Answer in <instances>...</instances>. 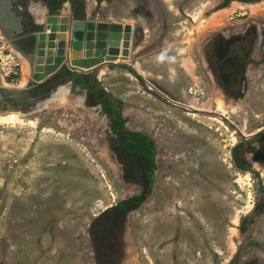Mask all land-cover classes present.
I'll return each mask as SVG.
<instances>
[{
	"label": "rangeland",
	"instance_id": "obj_1",
	"mask_svg": "<svg viewBox=\"0 0 264 264\" xmlns=\"http://www.w3.org/2000/svg\"><path fill=\"white\" fill-rule=\"evenodd\" d=\"M87 4L95 19L112 12L136 28L129 58L89 72L124 101L128 129L154 140L153 178L73 82L34 108L30 92L15 99L0 112L18 119L0 121V264H108L100 216L142 195L125 217L122 264H264V136L251 140L264 132V0ZM0 44L12 47L1 32ZM22 68L6 84L28 86ZM241 143L254 172L234 160Z\"/></svg>",
	"mask_w": 264,
	"mask_h": 264
},
{
	"label": "water",
	"instance_id": "obj_2",
	"mask_svg": "<svg viewBox=\"0 0 264 264\" xmlns=\"http://www.w3.org/2000/svg\"><path fill=\"white\" fill-rule=\"evenodd\" d=\"M24 13L13 0H0V32L10 45L17 50L30 63L33 70V81L26 87H12L5 83L0 69V112H12L18 108L15 99L29 92L30 88L42 84L55 75L67 64L68 68L78 72H88L104 65L107 62H115L121 53L127 59L130 57L129 39L131 37V24L111 21L106 19H95L89 14L83 17H74L72 11L66 13L62 10L57 12H46L43 18L32 17L33 24H27ZM98 29H96V23ZM40 27H37L39 26ZM124 36L123 50L121 51V37ZM22 39L32 40V51L27 53L20 45ZM95 47L92 53L81 54L85 48ZM74 52V53H73ZM73 53V54H72ZM12 87V88H10ZM13 91L16 95H10ZM50 95L45 98L41 96L31 97L36 101L37 107L42 100H49ZM34 103V104H35ZM23 109L31 108V105H23ZM24 112V111H23Z\"/></svg>",
	"mask_w": 264,
	"mask_h": 264
},
{
	"label": "flooded vegetation",
	"instance_id": "obj_3",
	"mask_svg": "<svg viewBox=\"0 0 264 264\" xmlns=\"http://www.w3.org/2000/svg\"><path fill=\"white\" fill-rule=\"evenodd\" d=\"M15 4L23 11L24 13H28L31 15V18L29 16H25V20L27 24L31 25L33 24L32 17L36 16L38 18H43L44 14L46 12H57L62 9V6L65 4L64 0H13ZM83 1V0H82ZM85 1V0H84ZM81 3V0H69V8L70 11H72L73 15L75 14L76 10H79V5ZM86 10H84L85 13ZM82 16H75L77 18L83 17ZM37 27H40L37 26ZM19 45L27 52L30 53L32 51V40L31 39H22L19 42ZM211 48L209 52V56L211 57L212 55H215L217 57L218 51L220 49V43L219 44H211ZM219 56V55H218ZM219 59H215V62L212 61V64L216 67L219 68L222 66L220 62L217 64ZM222 68V67H221ZM73 70H70L69 68H63L60 69L55 75H53L49 80L46 82L32 86L29 90L31 95L34 97L36 96H46L49 95L55 88L61 85H66L68 82H73L76 84V87H80L85 91V94L88 95L87 90L84 88L82 82L74 80L73 77L70 78L69 73L72 72ZM78 72V71H77ZM232 73V72H231ZM236 72H233L232 74H228V76L232 78H236ZM61 75H65L67 77H61ZM221 77V76H220ZM75 78V77H74ZM221 78L224 79L222 76ZM56 85V86H54ZM79 85V86H78ZM15 91L10 93L12 96ZM17 94V93H16ZM87 98V97H86ZM102 105V104H101ZM107 114H108V119L110 122L111 130L114 133L116 137L119 139V146L123 144V141L130 138L131 141H134L135 145V138L132 137L130 132L124 131L121 134L118 132L113 131L112 127V117L111 113L107 109ZM126 126V123H125ZM133 140H132V139ZM134 155H131L132 157L135 158L137 153H133ZM125 157V155H124ZM131 157V158H132ZM137 157V156H136ZM127 159V157H125ZM147 175V174H146ZM119 204V203H118ZM116 205L113 208H110L102 213L100 217L105 219L106 221V226L102 228V240H98V247L100 248L99 251L101 250V254L104 255L105 261H107L108 264H122L124 263V253H126V247H125V238H124V233H125V217L126 214L129 212V209L131 206H135L136 203L129 200L125 206H120ZM115 214L119 215L117 216L118 218L115 217ZM111 220V221H110ZM113 242V243H112ZM104 250V251H103ZM126 259V258H125ZM100 262V261H99Z\"/></svg>",
	"mask_w": 264,
	"mask_h": 264
},
{
	"label": "trees",
	"instance_id": "obj_4",
	"mask_svg": "<svg viewBox=\"0 0 264 264\" xmlns=\"http://www.w3.org/2000/svg\"><path fill=\"white\" fill-rule=\"evenodd\" d=\"M100 1V0H99ZM85 10V1L81 0L79 5V10H76L75 16H82L84 15ZM70 78L73 77L74 80L82 82L84 88L88 92V96L92 101H97V103L102 104L108 111L111 113L112 117V127L114 132H118L121 134L124 131L130 132L128 127L125 126L126 118L123 113L124 108V101L121 98H117L113 96L110 92L106 91L103 86L101 85L100 81L98 80L96 74L94 72H77L72 71L69 73ZM61 77H67L65 75H61ZM75 77V78H74ZM56 86V85H54ZM130 134L133 138H135V145L134 141L126 139L123 141L121 148L125 151V157L131 158L133 153H137L136 159L141 157L145 158V171L149 179L152 180L153 172L156 168L155 162V143L154 140L145 134L144 132L139 131H131ZM264 136V132L257 134L251 140L254 139H261ZM132 139V138H131ZM133 140V139H132ZM246 142H250L246 141ZM245 142V143H246ZM243 144H238L233 149V156L235 162L238 164L240 169L246 171L254 172V168L252 164L245 158L243 152ZM129 200L139 205L144 201V196H138L130 198ZM129 200H122L119 202L118 205L125 206ZM135 205V206H136ZM102 236L98 240H102Z\"/></svg>",
	"mask_w": 264,
	"mask_h": 264
},
{
	"label": "built area",
	"instance_id": "obj_5",
	"mask_svg": "<svg viewBox=\"0 0 264 264\" xmlns=\"http://www.w3.org/2000/svg\"><path fill=\"white\" fill-rule=\"evenodd\" d=\"M21 68L22 55L14 48L0 44V69L5 83L15 80Z\"/></svg>",
	"mask_w": 264,
	"mask_h": 264
},
{
	"label": "bare ground",
	"instance_id": "obj_6",
	"mask_svg": "<svg viewBox=\"0 0 264 264\" xmlns=\"http://www.w3.org/2000/svg\"><path fill=\"white\" fill-rule=\"evenodd\" d=\"M74 53V52H73ZM72 53V54H73ZM119 58H120V55H119ZM119 58L116 60L118 61ZM23 59V58H22ZM24 63V61H23ZM24 68L23 69V78H22V82L25 84L27 81H29L30 79V75L32 76V69H30V63L26 60L25 63H24ZM61 92V91H60ZM56 96V95H55ZM52 103V102H51ZM48 107V106H47ZM16 113H11L9 114L8 116L7 115H0V121L1 122H7V121H15V120H18L16 118ZM16 118V119H15ZM52 121V120H51Z\"/></svg>",
	"mask_w": 264,
	"mask_h": 264
},
{
	"label": "crops",
	"instance_id": "obj_7",
	"mask_svg": "<svg viewBox=\"0 0 264 264\" xmlns=\"http://www.w3.org/2000/svg\"><path fill=\"white\" fill-rule=\"evenodd\" d=\"M97 2V1H96ZM88 6V4L86 5V7ZM86 12H87V14H90V15H94V11H93V9L91 10H89V8L87 7L86 8ZM112 12H110L109 14H106V15H104V17H101L100 15L98 16L99 18L97 19V20H99V19H106V20H112V19H114L115 21H117L118 22V20H116L115 19V17H112ZM34 17V16H33ZM96 18V17H95ZM98 24L100 23V22H97ZM96 29H98V28H96ZM99 29H101V28H99Z\"/></svg>",
	"mask_w": 264,
	"mask_h": 264
}]
</instances>
